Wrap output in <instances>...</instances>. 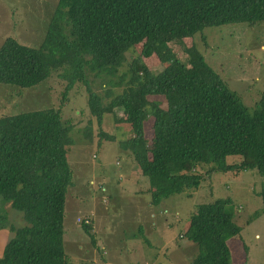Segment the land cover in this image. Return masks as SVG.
Wrapping results in <instances>:
<instances>
[{
    "label": "trees",
    "instance_id": "obj_1",
    "mask_svg": "<svg viewBox=\"0 0 264 264\" xmlns=\"http://www.w3.org/2000/svg\"><path fill=\"white\" fill-rule=\"evenodd\" d=\"M262 20L264 0H58L40 46L4 39L0 82L33 86L60 70L67 82L63 92L84 85L98 124L103 113L118 109L130 128L121 146L158 204L173 193L190 195L204 174L215 171L255 167L264 176V90L249 111L192 42L185 59L170 46L204 26ZM130 49L138 54L121 71ZM150 57L161 70L149 68ZM89 74L104 81V95L92 89ZM112 86L121 91L104 102ZM73 125L54 106L0 115V231L9 223L6 204L24 221L8 226L12 235L0 264H68L63 217L72 184L67 154ZM232 154L242 159L230 163ZM203 164L204 173L197 170ZM260 195L264 214V182ZM232 202L231 197L200 202L189 215L185 237L198 247L189 264H233L228 240L241 228ZM78 217L88 220L80 224L96 244L90 217ZM245 260L240 264H248Z\"/></svg>",
    "mask_w": 264,
    "mask_h": 264
},
{
    "label": "rangeland",
    "instance_id": "obj_2",
    "mask_svg": "<svg viewBox=\"0 0 264 264\" xmlns=\"http://www.w3.org/2000/svg\"><path fill=\"white\" fill-rule=\"evenodd\" d=\"M55 1L57 5L58 0H45V8L48 10ZM40 5L39 0H0V45L7 36H13L21 44L40 46L49 24V15H44ZM191 42L220 73L242 105L252 111L264 90V20L204 26L192 38L172 42L170 46L179 58L185 59L184 49ZM137 54L132 49L127 52L121 71H127L129 61ZM145 62L153 72L162 68L156 57ZM60 73L59 70L33 86L0 82V115L54 106L64 122L74 124L69 132L73 144L67 154L72 184L67 189L63 217L68 264H189L198 251L197 245L185 237L189 215L200 202L226 197L233 200L234 221L241 228L237 236L240 238L228 240L232 263L240 264L246 258L248 264H264L260 195L264 176L257 168L204 174L199 187L190 195L173 193L152 204L150 193L134 192L137 187L148 186V182L130 152L121 146L130 133L128 122L122 120L125 115L118 109L105 112L101 125L98 124L88 109L84 85L76 83L65 93L67 82ZM89 81L94 91L105 94L101 77L89 74ZM111 89L113 93L103 98L104 102L121 91L118 86ZM100 129L112 139L101 136ZM146 133L151 136L147 122ZM241 159L240 154L227 157L230 163ZM207 167L203 164L197 170L204 173ZM135 195L144 200L134 204ZM5 209L8 226L24 224L20 211L9 204ZM78 216L90 217L96 244L77 221ZM8 226L0 231V254L12 235Z\"/></svg>",
    "mask_w": 264,
    "mask_h": 264
},
{
    "label": "crops",
    "instance_id": "obj_3",
    "mask_svg": "<svg viewBox=\"0 0 264 264\" xmlns=\"http://www.w3.org/2000/svg\"><path fill=\"white\" fill-rule=\"evenodd\" d=\"M39 2L41 3V5L39 6L45 13H44V15H49V21H50V19H51V17H52V14H53V12H54V10H55V8H56V1H55V4L53 5V4H51V6L50 7H47L48 8V10L45 8L46 6H47V4L48 3H45V0H39ZM101 183V182H100ZM146 188H147V184L143 187V188H136L135 190H134V192L135 193H139V194H142V192H148V191H146ZM149 193V192H148ZM135 197H137V198H134L133 199V201H137V202H131V203H134V204H136L137 205V203H138V201L141 199V200H144V199H142V198H139L138 197V195H135ZM152 200H150V202H151ZM152 203V202H151ZM153 204V203H152ZM142 225V224H141ZM145 226H146V228L147 229H149V227H148V225H147V222L145 223ZM139 229H141V227H140V225H139ZM4 245V244H3Z\"/></svg>",
    "mask_w": 264,
    "mask_h": 264
},
{
    "label": "built area",
    "instance_id": "obj_4",
    "mask_svg": "<svg viewBox=\"0 0 264 264\" xmlns=\"http://www.w3.org/2000/svg\"><path fill=\"white\" fill-rule=\"evenodd\" d=\"M79 222H81V221H84V222H88V220L87 219H85V220H83V219H81V217H78V219H77Z\"/></svg>",
    "mask_w": 264,
    "mask_h": 264
}]
</instances>
